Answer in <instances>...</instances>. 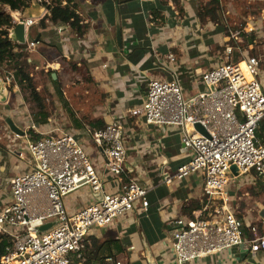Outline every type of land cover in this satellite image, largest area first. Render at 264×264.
<instances>
[{
    "label": "built area",
    "instance_id": "2783aa9c",
    "mask_svg": "<svg viewBox=\"0 0 264 264\" xmlns=\"http://www.w3.org/2000/svg\"><path fill=\"white\" fill-rule=\"evenodd\" d=\"M10 13L15 24L25 23L26 30L35 23ZM37 43L27 41L23 50L33 49ZM226 47L225 57L201 73L204 90L186 95L173 70L171 79H150L143 103L130 110L147 125L181 129L182 143L192 151V157L165 178L167 183L195 172L203 178L202 207L192 216L170 221V251L177 264L239 247L253 254L264 250V205L255 208V215L244 217L233 206L243 189L238 178L243 177L245 186H259L264 192V144L258 139L264 120L260 60L256 56L229 60L232 46ZM169 58L176 59L173 54ZM10 64L13 62L8 59L0 65V78L8 88L18 83L17 70L8 68ZM30 127L37 130L34 124ZM85 131L105 156L100 168L85 141L64 129L52 128L40 138L30 134L23 142L18 154L29 169L0 186V233L8 240L0 264L84 262L91 228H105L129 212L148 210V188L132 175L121 121L87 126ZM108 178L119 182L112 192L105 187ZM84 186L91 189L95 200L69 212L65 198ZM51 222V227L40 230ZM107 260L123 264L112 256Z\"/></svg>",
    "mask_w": 264,
    "mask_h": 264
},
{
    "label": "crops",
    "instance_id": "0c3cea01",
    "mask_svg": "<svg viewBox=\"0 0 264 264\" xmlns=\"http://www.w3.org/2000/svg\"><path fill=\"white\" fill-rule=\"evenodd\" d=\"M39 3L33 0L32 10L13 11L7 7L16 16L35 20L25 34L27 41L38 42L27 51L29 65L52 70L51 75L56 72L55 84L61 82L59 72L71 63L77 70L84 68L88 72L92 84L91 101L94 102L91 114L98 117L91 122L93 127L121 121L132 175L148 188V210L129 212L105 228H91L87 236L86 260L77 264H111L107 260L109 256L123 264H177L170 251V221L182 215L192 216L202 207L203 178L195 172L167 183L165 178L173 176L178 167L192 157V151L182 143L181 129L147 125L143 117L133 116L130 110L143 103L150 79H171L173 70L177 71L186 95L204 90L200 75L221 60V50L228 39L226 30L221 23L210 19L202 22L196 0H74L78 14L88 26L81 36L66 23L47 20L41 25V18L49 14V10ZM63 3L66 4V0ZM170 54L175 56V61L170 60ZM70 72L77 75L78 71L71 69ZM260 78L264 88V68H261ZM69 88H61L66 99L68 91L73 96ZM59 93L63 94L60 90ZM11 99L13 114L20 113L19 105L25 100L19 83L9 87L7 97L0 103L7 106ZM33 124L37 130L32 131L40 137L52 128L63 129L49 122ZM67 131L85 141L95 164L102 167L105 156L85 129L78 125ZM25 132L20 137L9 128L0 132V186H5L21 172L17 158L22 141L30 136ZM258 139L264 144V120ZM118 187L119 182L114 181L110 189L114 191ZM240 192L234 206L238 213L241 212ZM94 200L91 189L84 186L68 195L65 204L69 212H73ZM195 204L199 207L194 208ZM254 207L245 208L242 217L252 216ZM185 264H264V250L253 254L239 247Z\"/></svg>",
    "mask_w": 264,
    "mask_h": 264
},
{
    "label": "rangeland",
    "instance_id": "374dc122",
    "mask_svg": "<svg viewBox=\"0 0 264 264\" xmlns=\"http://www.w3.org/2000/svg\"><path fill=\"white\" fill-rule=\"evenodd\" d=\"M196 1H198L197 8L199 16V11L204 10L203 6H205L209 0ZM5 9L8 10L7 7ZM200 19L202 22L209 19L211 20V18L206 15ZM211 21L221 23L228 35V39H226V42L221 50L222 57H225L226 46L230 45L232 46V54L228 56L229 60L236 62L244 59L246 56H256L260 60V67L264 68V0H220L219 7L217 9V18L216 20ZM32 33L33 30H31V34ZM243 33L245 35H242ZM27 51L28 50L25 51L26 54H24V57H27ZM23 63L34 86L41 94L44 103L43 110L48 114L47 118H51L50 120L47 119L46 123H52L54 124V127L55 125L61 126L65 131L71 129L72 127L77 128L78 125H81L84 129H86L87 126L93 127L91 122L98 117L91 114V108L94 103L91 101L92 84L91 80L88 78L90 75L84 68H82V70H77V68L73 67L72 63L70 66L66 65L63 70L59 72V80H61V82L55 84L51 80L52 70L36 69L34 65L30 66L28 61H23ZM8 68L17 70L15 64H10ZM0 69L2 70L3 68L1 67ZM50 69H52V67H50ZM71 69L73 71H78L77 75L70 72ZM78 75L82 76L81 78L83 79L79 80L80 77H78ZM17 79L20 91L24 95L25 102L21 103V106L19 105L21 112L18 114L16 113L15 115L11 110V107L14 106L12 99L10 101L11 104L7 106L0 103V126H2V128H0V132L5 130V128H9L8 125V127H5L6 121L3 116V113H5L7 116L12 117L17 125L31 134L32 131L30 130L32 129L30 128V125H32L33 122L38 123L35 120L39 118L40 106H38L37 101L33 98L31 90L28 89L25 83L22 84V82H19V77H17ZM63 87L67 88L66 90L71 87L73 96L70 95L68 91V99H66L65 93L61 89ZM59 90L63 93L62 95L59 93ZM15 138L17 137H14V139ZM23 142L24 141H22V144ZM24 162L25 161L21 160L19 157L17 158V164L21 167V172L29 169V166H26ZM237 183L240 184V188L244 186L239 194L241 199L238 202H240L241 212L238 213V215L242 216L245 208H252V206H256L254 208L257 209L258 207L264 205V192L261 188L255 189L248 185L245 186L243 177L238 178ZM113 186L114 181L107 179L105 183L106 189L109 192H112L110 187ZM233 206H235V201H233ZM256 209H253L251 212L252 215L256 214L254 212Z\"/></svg>",
    "mask_w": 264,
    "mask_h": 264
},
{
    "label": "trees",
    "instance_id": "16d2710c",
    "mask_svg": "<svg viewBox=\"0 0 264 264\" xmlns=\"http://www.w3.org/2000/svg\"><path fill=\"white\" fill-rule=\"evenodd\" d=\"M33 0H0V65L4 63L5 60L10 59L15 67H17V77H19V82L28 87L31 90L33 98L37 101L38 106H40L39 118L35 121L38 123L46 122L48 114L44 112V103L41 94L37 91L34 86L29 73L26 72L23 61L27 62V57H24L26 44H20L14 42L9 37V29L15 26L13 17L11 13L6 10L9 7L11 10H23L32 5ZM50 3L43 0L42 4L47 7L49 14L45 15L40 20L41 25H45L46 21H51L53 23H66L71 26L79 35H83L87 30V24L84 23L82 17L78 14L76 6L73 3L74 0H66V4H63V0H49ZM220 0H209V2L203 6L204 10L199 11V17L203 18L205 15L209 16L211 20H216L217 9L219 7ZM242 35H245L244 33ZM51 80L56 83L57 79L54 80L53 75H51ZM105 126V125H102ZM32 131V130H30ZM34 138H40V135L34 133ZM197 204L194 208H198ZM192 213V210L189 211ZM8 243L7 236L5 234H0V258L5 252V247Z\"/></svg>",
    "mask_w": 264,
    "mask_h": 264
},
{
    "label": "water",
    "instance_id": "95a60500",
    "mask_svg": "<svg viewBox=\"0 0 264 264\" xmlns=\"http://www.w3.org/2000/svg\"><path fill=\"white\" fill-rule=\"evenodd\" d=\"M37 4L39 3V0H36ZM40 4V3H39ZM33 5H31L30 7L26 8L27 10H32L33 9ZM46 7V6H45ZM117 32H118V38L119 40L121 39V25L118 22V28H117ZM26 27H25V23L24 22H18L15 24V26L12 28L11 30V39L14 42L20 43V44H25L27 42L26 40ZM57 77V73L54 72L53 73V78L56 79ZM8 86H6V84L4 83V81L0 78V101H3L7 95H8ZM4 119L7 123V125L9 126L10 130L12 132H14L15 134H19V135H25V130H23L22 128H20L16 122L14 121V119L10 116H4ZM196 128L203 134H207L206 129L201 125V124H196ZM233 170L235 172V174H237V169L236 167H233ZM100 194H95V197H99ZM54 224V222L45 224L43 226L40 227V230H45L48 229L49 227H51Z\"/></svg>",
    "mask_w": 264,
    "mask_h": 264
},
{
    "label": "bare ground",
    "instance_id": "6f19581e",
    "mask_svg": "<svg viewBox=\"0 0 264 264\" xmlns=\"http://www.w3.org/2000/svg\"><path fill=\"white\" fill-rule=\"evenodd\" d=\"M242 65H244V63Z\"/></svg>",
    "mask_w": 264,
    "mask_h": 264
}]
</instances>
